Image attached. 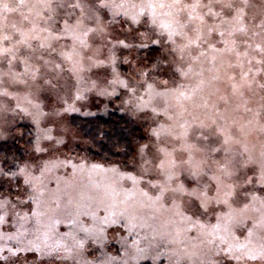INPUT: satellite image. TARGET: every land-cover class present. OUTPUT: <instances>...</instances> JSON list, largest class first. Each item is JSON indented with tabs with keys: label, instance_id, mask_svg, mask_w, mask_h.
<instances>
[{
	"label": "snow or ice",
	"instance_id": "1",
	"mask_svg": "<svg viewBox=\"0 0 264 264\" xmlns=\"http://www.w3.org/2000/svg\"><path fill=\"white\" fill-rule=\"evenodd\" d=\"M93 96L140 127L124 163L75 151ZM25 118L0 264H264V0H0V140ZM70 175L96 194L60 218Z\"/></svg>",
	"mask_w": 264,
	"mask_h": 264
},
{
	"label": "trees",
	"instance_id": "2",
	"mask_svg": "<svg viewBox=\"0 0 264 264\" xmlns=\"http://www.w3.org/2000/svg\"><path fill=\"white\" fill-rule=\"evenodd\" d=\"M85 112H92L95 115L73 117L85 141L84 146L78 147L77 150L93 161L124 163L127 159L124 150L130 147V142H134L141 135L139 125L112 104ZM20 125L25 130V136L0 141V154L8 156L25 154L32 139V129L28 125Z\"/></svg>",
	"mask_w": 264,
	"mask_h": 264
},
{
	"label": "rangeland",
	"instance_id": "3",
	"mask_svg": "<svg viewBox=\"0 0 264 264\" xmlns=\"http://www.w3.org/2000/svg\"><path fill=\"white\" fill-rule=\"evenodd\" d=\"M107 104H112V105H115L116 108L117 107L120 108L119 101L113 102V101H110V100H107V99H104L101 97L93 96L90 99V101H88L86 103V105L82 108V112L95 110L96 107H102L103 105H107ZM122 113L124 115H126L127 117L131 118L126 113H124V112H122ZM76 115H80V114H76ZM76 115H74V116H76ZM20 124L30 126V128L32 129V132H33L32 125L26 118L25 119H17L13 122V126L10 129V133L8 135V138L6 140H0V141H2V142L7 141V140L12 139L13 137L14 138L24 137L25 136V133H24L25 130L23 128H21L22 126ZM84 143H85V141L82 143L75 144L74 147H75L76 153H78L80 156L85 157L88 160L89 164H91L92 162L111 164V163H107V162L93 161L88 156L80 153L77 150V148L80 146H84ZM119 163H122V162H119ZM58 175L61 177L62 180L64 179L63 170H61L58 173ZM97 175H101V174L97 173ZM68 179H69V183L61 182L58 184L56 179L53 178L52 182L49 184L51 196H52L53 200L56 202V204H58V207L56 206V204H54L53 208H54L55 213L60 218H63L67 212L72 210L71 206L68 204L69 200L77 201V200H80L81 198H87L89 196L96 194L95 189H92L89 186L88 179H87L86 175L85 176H75V177H72L70 175L68 177ZM59 227H60L61 231L66 230L63 224L60 225Z\"/></svg>",
	"mask_w": 264,
	"mask_h": 264
}]
</instances>
